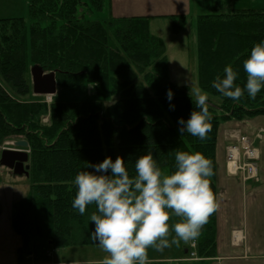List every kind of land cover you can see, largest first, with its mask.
<instances>
[{
  "label": "trees",
  "instance_id": "1",
  "mask_svg": "<svg viewBox=\"0 0 264 264\" xmlns=\"http://www.w3.org/2000/svg\"><path fill=\"white\" fill-rule=\"evenodd\" d=\"M107 2L29 0L28 18L0 19V148L8 140L29 144L30 195L15 203L12 218L23 240L20 263L46 259L56 248L98 244L90 236L94 222L89 220L96 205H88L83 215L72 207L73 181L87 164L108 156H122L134 174L136 159L151 152L167 174L175 168L177 150L199 151L212 161L209 179L217 204L220 124L264 116V89L255 99L245 93L234 101L211 84L227 64L240 73L237 83L246 82L243 61L254 43L264 40V10H234L231 0H212L214 12L196 19L198 86L208 94L212 116L211 130L200 140L179 132L178 119L190 117L195 98L189 86L169 80L166 45L151 34L149 19L86 20L84 5L102 11ZM173 20L175 32L186 24L185 16ZM35 65L55 72L62 89L94 84L97 100L31 101ZM45 116L49 125L41 122ZM195 239L200 263L210 264L217 257V207Z\"/></svg>",
  "mask_w": 264,
  "mask_h": 264
},
{
  "label": "clouds",
  "instance_id": "2",
  "mask_svg": "<svg viewBox=\"0 0 264 264\" xmlns=\"http://www.w3.org/2000/svg\"><path fill=\"white\" fill-rule=\"evenodd\" d=\"M243 69V86L237 83L240 73L227 64L223 75L217 74L211 82L212 87L234 101L245 93L255 99L264 89V40L254 43ZM192 94L195 109L187 120L178 119L179 132L205 140L212 127L208 94L200 87H194ZM173 96L169 88L167 99L172 101ZM169 107L174 109L175 105ZM134 166L135 173L130 174L122 156L115 160L108 156L102 162L87 164V170L74 178L77 191L72 207L83 215L88 205H96L89 216L94 222L90 236L108 253L98 264H147L149 247L163 251L197 238L216 210L209 179L214 169L203 153L177 150L175 168L167 174L151 152L139 156ZM170 215L181 219L170 225Z\"/></svg>",
  "mask_w": 264,
  "mask_h": 264
},
{
  "label": "crops",
  "instance_id": "3",
  "mask_svg": "<svg viewBox=\"0 0 264 264\" xmlns=\"http://www.w3.org/2000/svg\"><path fill=\"white\" fill-rule=\"evenodd\" d=\"M259 1L262 5L259 7L264 10V0ZM193 5L196 9H192ZM211 5L212 0H108L105 8L97 12L102 14L107 10V15H102V22L108 20L110 16L145 17L149 19L150 24L158 18L173 19L174 16H185L187 22V17L197 19L200 14L207 15L206 9ZM88 10L91 14L95 12L89 5ZM9 18H21V16ZM83 87L88 89L89 95L95 96L93 100H97L94 84ZM59 89L57 83V91ZM53 97L54 95L48 100L46 96H38L32 92L29 99L42 101L46 98L48 102H52L55 101ZM41 122L43 125H48L49 116L43 117ZM231 146L240 147V150H244L247 146L260 149L257 176L246 180L244 171H233L229 168L225 153L226 148ZM216 159L218 164L217 257L210 264H264V116L221 123ZM184 253L187 260H190L188 242L184 244ZM148 258V262L167 263L166 259L161 257ZM198 263L201 264L200 261Z\"/></svg>",
  "mask_w": 264,
  "mask_h": 264
},
{
  "label": "rangeland",
  "instance_id": "4",
  "mask_svg": "<svg viewBox=\"0 0 264 264\" xmlns=\"http://www.w3.org/2000/svg\"><path fill=\"white\" fill-rule=\"evenodd\" d=\"M28 5V0H0V19L20 16L27 18ZM259 6H262L259 0H255V2L253 0H231V7L234 10H262ZM192 7V9H196L194 5ZM83 11L86 20L92 21H101L102 15L105 16L108 13L107 10H104L102 14L97 11L91 14L88 6H83ZM206 11L208 14L213 13L212 5ZM174 24L175 21L172 18H158L150 24L151 34L161 38L166 45L169 80L179 86H189L191 89L199 87L196 18L187 17L186 24L179 32L174 31ZM53 98L56 102H83L91 101L95 96L89 95L86 87L60 88ZM43 101L47 102V99L45 98ZM103 101L105 104L111 103V99H104ZM11 142L13 141H8L4 148H11L13 146L10 145ZM234 147L226 148L225 157L228 164L230 149ZM251 150H255L260 154V149L250 146L245 147L244 150H240L239 147L236 153L237 171H244L246 180L254 178L258 173V165L256 174L250 175L247 169V165L254 162H249ZM259 157L257 156V159ZM257 163L258 161H256ZM31 184V179L28 175H16L11 169L0 165V264H98L99 261L108 255L98 244L68 246L54 249L46 259L32 257L29 262L20 263L18 260V248L23 245V240L13 229L12 218L15 203L26 199L30 195ZM180 219V217L170 215L168 223L171 225ZM171 235H175V233L171 232ZM169 239H171V236H169ZM187 242L189 243V241ZM187 242L181 241L178 246L173 244L163 251L149 247L148 257L164 258L166 259V264H199L198 261L200 259L197 256H188L190 260H187L184 253V244ZM176 258H183L185 261Z\"/></svg>",
  "mask_w": 264,
  "mask_h": 264
},
{
  "label": "water",
  "instance_id": "5",
  "mask_svg": "<svg viewBox=\"0 0 264 264\" xmlns=\"http://www.w3.org/2000/svg\"><path fill=\"white\" fill-rule=\"evenodd\" d=\"M32 92L38 96L52 97L57 92L55 72H46L42 67L35 65L30 68ZM16 149L5 150L0 156V165L13 171L16 175H28L30 171L29 154L26 151L29 144L25 140L15 141Z\"/></svg>",
  "mask_w": 264,
  "mask_h": 264
},
{
  "label": "built area",
  "instance_id": "6",
  "mask_svg": "<svg viewBox=\"0 0 264 264\" xmlns=\"http://www.w3.org/2000/svg\"><path fill=\"white\" fill-rule=\"evenodd\" d=\"M234 148H236V147H234ZM234 148L230 149L229 161L228 162H229V164L234 162V164H235V169L234 170H237L238 164L235 161L236 160V152L232 151ZM259 155L260 154L257 153V151H255V150H251L250 151V154H249L250 160H249V162L250 161H254V162H251L253 164L250 163V164L247 165L248 166L247 169H248V172H249L250 175L256 174V167H257L256 161L259 160V159H257V156H259ZM190 247L193 250V252H191V257L192 256H196V253L194 251V249L196 248V242L195 241L191 242Z\"/></svg>",
  "mask_w": 264,
  "mask_h": 264
},
{
  "label": "bare ground",
  "instance_id": "7",
  "mask_svg": "<svg viewBox=\"0 0 264 264\" xmlns=\"http://www.w3.org/2000/svg\"><path fill=\"white\" fill-rule=\"evenodd\" d=\"M50 99H51V98H50ZM232 151H234V152L237 153L238 148L236 147V148H234ZM236 157H237V156H236ZM229 168H230L231 170L234 171V169H235V164H234V162H233V163H230Z\"/></svg>",
  "mask_w": 264,
  "mask_h": 264
}]
</instances>
